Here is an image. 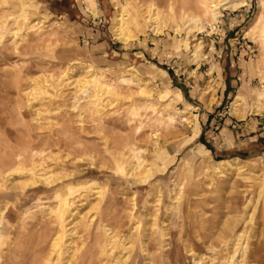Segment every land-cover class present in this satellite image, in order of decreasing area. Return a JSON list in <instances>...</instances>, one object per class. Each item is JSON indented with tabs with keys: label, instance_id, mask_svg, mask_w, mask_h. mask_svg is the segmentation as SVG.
I'll return each mask as SVG.
<instances>
[{
	"label": "rangeland",
	"instance_id": "374dc122",
	"mask_svg": "<svg viewBox=\"0 0 264 264\" xmlns=\"http://www.w3.org/2000/svg\"><path fill=\"white\" fill-rule=\"evenodd\" d=\"M89 1L0 0V163L43 178L0 182V264H107L115 239L121 264H264V0H162L154 34Z\"/></svg>",
	"mask_w": 264,
	"mask_h": 264
},
{
	"label": "bare ground",
	"instance_id": "6f19581e",
	"mask_svg": "<svg viewBox=\"0 0 264 264\" xmlns=\"http://www.w3.org/2000/svg\"><path fill=\"white\" fill-rule=\"evenodd\" d=\"M109 1H112V0H109ZM130 1V0H129ZM155 1H157L156 5H155ZM165 1H162V0H133L131 2V4H129V12L126 16V19L123 21L124 23L123 24H129L130 26L132 25H138V29H136V32L137 33H140L141 29H146L148 31H150L151 34H154L155 33V28H154V21H155V16H156V7L155 6H161V3L163 5V9L164 11L168 14H171V10H170V7L168 5V3H164ZM181 2V1H180ZM206 2V1H204ZM209 2V0H208ZM262 2V1H261ZM235 3V2H234ZM82 4H83V8L85 11H90L91 9V3L89 0H82ZM201 4V3H200ZM206 4V3H205ZM212 4V3H211ZM178 5V4H177ZM181 5V3H180ZM178 6L177 9H176V14H177V11L179 10L180 11H184V10H192L193 8H189L187 6ZM183 5V4H182ZM210 5V4H209ZM219 7L222 6L220 9H224V5L222 3H219L218 4ZM239 5V4H238ZM203 6V4H202ZM232 6V5H231ZM231 6H226L225 8H230L231 9ZM121 7V5H120ZM196 7V6H195ZM200 7V6H199ZM122 8V7H121ZM124 9V7H123ZM122 9V11H123ZM127 9V8H126ZM196 9V8H195ZM202 9V8H201ZM125 10V9H124ZM156 10V11H155ZM204 10V9H203ZM126 11V10H125ZM121 12V11H120ZM159 12V11H158ZM197 12V11H196ZM203 13V11H201ZM124 14V11L122 12ZM201 13V14H202ZM214 13V12H213ZM180 14V13H179ZM216 15V14H215ZM214 14H211V19L215 16ZM158 16V15H157ZM188 18V16H186ZM157 18V17H156ZM182 20H184L182 18ZM196 22V21H195ZM119 24H122V22L120 21V18H119V9H118V12L114 15L113 17V22H112V32L113 33V39L119 41V42H123L124 40V37L117 31L118 30V25ZM199 24V23H198ZM121 26V25H120ZM125 27V26H124ZM129 27V26H128ZM141 27V28H140ZM127 29V28H126ZM130 29L133 30V28L130 27ZM124 30V29H123ZM251 33L254 34V40L256 42V45L259 46L261 45L262 43V35L264 33V29H263V24H262V21H260V16L258 14H255L252 19H251V22H250V26H249V29ZM123 34V33H122ZM125 34V33H124ZM250 34V33H249ZM125 37H126V34H125ZM129 38V37H128ZM263 43H264V40H263ZM256 46V47H257ZM260 47V46H259ZM258 47V48H259ZM260 49V48H259ZM263 52V50H261ZM258 57V56H257ZM257 59V58H256ZM259 60H262L263 59V56L260 55ZM258 63V62H257ZM260 63V62H259ZM264 63V62H262ZM263 65V64H262ZM256 66H259V65H256ZM261 68V66H260ZM261 72V71H260ZM63 74V73H62ZM67 76V75H66ZM70 78V76H69ZM64 81H66V85H68V88L71 89L73 92L76 91V92H79V89L83 86H85L84 82H78L77 80L75 79H70V80H67V77H63ZM61 81V80H60ZM63 81V80H62ZM81 81H84V80H81ZM94 80L92 78H89V87H92V84L94 83L93 82ZM57 82H59L57 80ZM65 84V83H64ZM94 85V84H93ZM34 87L35 84H33ZM32 87V86H31ZM43 87V86H42ZM87 87V86H86ZM94 87H98V86H94ZM36 89V88H35ZM88 89V88H86ZM94 89V88H93ZM32 90V89H31ZM30 90V91H31ZM85 90V89H84ZM36 91V90H35ZM83 91V90H82ZM81 91V92H82ZM91 91V90H90ZM29 92V91H28ZM97 92V91H95ZM86 93V92H85ZM98 94V92L96 93ZM87 95V94H86ZM85 95V96H86ZM95 95V94H94ZM98 97V96H97ZM91 98V97H90ZM87 99V98H86ZM89 103V102H88ZM91 103V102H90ZM5 154V153H4ZM39 156V155H38ZM2 158V157H1ZM12 158V157H11ZM234 159H230V160H219V161H214V162H211V165H213V170H222V169H225V170H230L231 172H235V165H234ZM29 163V162H28ZM0 182H4V188L5 190H13V191H20L21 189L25 188V187H32L33 185H35L36 183H39V182H42L43 178L41 177V175H37L36 172L39 170V167H38V164L37 162H34V163H29L27 168L25 166L26 169H24L23 171H25V176L23 175V178L21 180H18V181H15L13 178H11L10 176L12 175H16L18 174V172L20 171L19 170H15L14 168H10L8 170H5V169H2V165L4 164V162H1L0 163ZM27 164V162H26ZM22 166V165H21ZM24 166V165H23ZM22 166V167H23ZM23 169V168H22ZM21 173V171H20ZM216 173V172H215ZM62 194V193H61ZM60 194V195H61ZM2 204V203H1ZM1 208V207H0ZM264 209V207H263ZM172 210V209H171ZM1 213V212H0ZM204 221V220H203ZM207 222V221H206ZM231 222V221H230ZM232 222L231 223H223L221 222L219 224V229L216 231L218 232L219 234L216 235L217 238H220V232L221 231H229V229H231L230 227L232 226ZM208 225V224H207ZM231 233V232H230ZM226 234V233H224ZM239 235V234H238ZM222 236V235H221ZM239 236H237V234H233L232 235V239H230L232 241V245H236V241L238 239ZM241 237V236H240ZM244 237V236H243ZM240 239V238H239ZM221 240V239H219ZM114 241V242H113ZM111 240V244L107 247V251H106V254H109L110 253V256H109V259H108V263L107 264H118L124 260V258L126 257V254H125V245H123V243H120L118 241L115 240ZM222 241V240H221ZM110 242V241H109ZM220 242V241H219ZM221 243V242H220ZM245 245L246 244H242L240 247H235L237 250V252H230L226 257V262L227 264H234V262L232 263V260H235V263H239V264H243L245 262V259H246V252H245ZM254 245V244H252ZM239 246V245H238ZM251 246V245H250ZM255 246V245H254ZM252 247V249H254L255 247ZM249 247V246H248ZM114 248H117V251H115L116 253H114L115 255L112 256V252L111 250H113ZM187 248V247H186ZM247 248V247H246ZM127 249V248H126ZM234 249V248H233ZM257 249V248H256ZM168 250V249H167ZM185 253L188 254V250L187 249H183ZM258 250V249H257ZM190 251V249H189ZM251 251V249H250ZM254 252V250H252ZM165 252V250H164ZM191 252V251H190ZM189 252V253H190ZM167 253V252H166ZM173 253V251H172ZM255 253V252H254ZM257 253V251H256ZM164 254V253H163ZM186 254V255H187ZM194 254V253H193ZM234 254V256H232ZM166 255V254H165ZM164 255V256H165ZM171 254H169L170 256ZM174 255V254H173ZM254 255V254H253ZM257 256V255H256ZM166 257V256H165ZM164 257V258H165ZM172 257V255H171ZM194 257V256H193ZM190 258V257H188ZM195 259L197 257H194ZM193 258V259H194ZM168 259V258H167ZM166 260V259H165ZM191 260V259H190ZM248 260V259H246ZM256 260V259H255ZM168 261V260H167ZM192 261V260H191ZM195 261V260H194ZM198 261V259H196V262ZM166 262V261H165ZM170 262H171V259H170ZM169 263V261L167 262ZM172 263V262H171ZM256 263V262H255ZM226 264V263H225ZM245 264V263H244Z\"/></svg>",
	"mask_w": 264,
	"mask_h": 264
},
{
	"label": "crops",
	"instance_id": "0c3cea01",
	"mask_svg": "<svg viewBox=\"0 0 264 264\" xmlns=\"http://www.w3.org/2000/svg\"><path fill=\"white\" fill-rule=\"evenodd\" d=\"M137 54L140 56L139 52H137Z\"/></svg>",
	"mask_w": 264,
	"mask_h": 264
}]
</instances>
